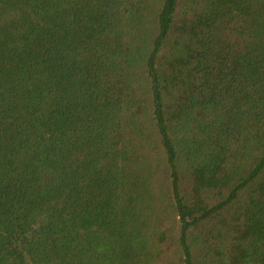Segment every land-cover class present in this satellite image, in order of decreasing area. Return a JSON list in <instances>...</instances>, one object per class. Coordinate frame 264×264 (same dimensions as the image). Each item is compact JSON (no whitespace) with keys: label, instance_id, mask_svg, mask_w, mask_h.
I'll return each mask as SVG.
<instances>
[{"label":"trees","instance_id":"1","mask_svg":"<svg viewBox=\"0 0 264 264\" xmlns=\"http://www.w3.org/2000/svg\"><path fill=\"white\" fill-rule=\"evenodd\" d=\"M0 264H264V0H0Z\"/></svg>","mask_w":264,"mask_h":264}]
</instances>
